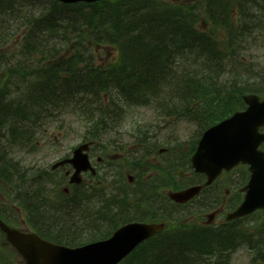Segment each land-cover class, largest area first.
Listing matches in <instances>:
<instances>
[{
    "label": "bare ground",
    "instance_id": "1",
    "mask_svg": "<svg viewBox=\"0 0 264 264\" xmlns=\"http://www.w3.org/2000/svg\"><path fill=\"white\" fill-rule=\"evenodd\" d=\"M154 1L164 2V0ZM24 3V0H0V5L14 8H21ZM170 3L168 2L169 7ZM54 5L59 7V0H55ZM168 6L150 2L145 4V7L141 10H135L133 15H130V9L127 7V9L120 10L130 14L125 17L126 22L123 18L119 24L117 22V30L114 31L113 38L117 40L120 50L125 54V58L137 67H141L142 72L145 74L144 76L135 75L140 85V92L137 97L132 94L134 89L131 92L128 80L120 82L110 76L108 73L110 67L102 59L90 56V54H83L68 60L77 55L80 50L66 47L63 31L57 28L56 25L49 28L33 29L32 38L30 40L27 37L23 39L26 52L20 49L17 56L19 60L16 64L17 74L14 68L13 75L9 77L8 87L2 94L5 106L0 108V196L4 191L11 201L16 202L15 208L28 211V213L34 215L37 222L54 228L56 224L54 218L49 215L48 210L53 207L55 202L59 199L63 204H68L71 202L69 199L83 197L89 193L85 188L78 187L73 190L74 194L69 199L66 198L64 194L65 186L61 178L59 179L56 176L51 179L45 173L48 168L43 170L41 166L35 165L31 161V158L38 155L39 148L46 146V142H43L45 133L48 131L52 118L54 116L59 117L60 113L58 112L66 113L69 111L75 114V109L80 110L82 106L89 115L98 112L99 116H102L105 113V120L99 121L98 130L90 133L89 140L83 144L85 150L92 151L104 145L111 146L113 143L112 138L120 136L126 125L134 123L141 115V109H145L150 104L162 103L165 92L174 86L173 78H180L185 68L192 76V82L189 86L193 91L189 89L190 95H198L200 90L211 86L212 75L215 74L213 64H208L203 68L199 62L182 61L184 58H178L174 55V49L177 48L187 57L197 50L196 46L201 42L198 36L191 35L188 24L180 25L182 20ZM98 12V8L89 5L81 13V17L85 22L83 24L85 26L86 24L89 26L94 25V17ZM105 19V16L101 17V22L106 21ZM216 20L220 21L218 17ZM146 21L149 23L147 24ZM144 22H146V26L142 24ZM132 25L142 28V33L136 29L132 30ZM222 26H225V24ZM105 29H107V26L101 25V35L96 39L98 42L106 37ZM227 29L229 30V28ZM71 30L76 35H80V31L77 29L71 28ZM111 30L109 28V31ZM17 34L14 24L4 30L0 29V46L5 54L8 55L7 51L12 45L11 41L18 39ZM37 34L43 35L50 41L48 43L42 41L45 47L41 52L42 58L50 56L52 53L50 48L53 44L61 45L59 48L60 56L57 57H62L65 53L64 58L59 61L43 59L45 66L40 67L39 70L45 83L39 82L38 71L34 73L31 67L27 68V56L35 50V44L30 41H37ZM18 42L22 44L21 41ZM18 42L16 43L18 44ZM111 44H114V42ZM104 48L108 51L107 46ZM53 61L59 64L52 68L49 64ZM156 61L159 65L154 63ZM4 62V57H0V65ZM89 64L96 67L95 78L89 80L85 79L87 77H81L73 68V66H80L83 69ZM0 73L2 74L1 70ZM123 76L128 77L127 75ZM62 77L67 79L68 84L71 86L70 96L66 95L59 85ZM89 86L100 87L102 91H94V94H92L85 88ZM104 97L113 102L108 111ZM43 100L47 103H43ZM85 102H88L87 107ZM98 105L101 110L95 111ZM122 109L124 110L122 111ZM213 115L214 112L207 109L204 122L211 121ZM65 127L67 125L63 122H59L57 125L62 134ZM151 133L148 132L146 135H153ZM154 137L147 141L154 139L158 145L162 142L167 143L159 136ZM75 146L73 145V148ZM69 155L67 150L66 155L62 158ZM112 179L102 180L109 190L108 193L103 191V194H116L115 200L119 198L126 201L129 196L124 193L123 187L115 188V182L121 183V181H115L116 178L112 181ZM130 193L133 194L135 202L140 201L141 196L137 188H131ZM94 195L96 198L100 197L101 201H98L96 205L91 204L85 211L77 210L75 213L87 215L98 209L106 208V206H103V204H106L103 202L106 197L102 196V192H95ZM115 200L107 204L109 210L118 208L119 203ZM8 213L9 210L0 209V217L7 216ZM107 222L111 223V218L108 217ZM193 234L199 237L193 236L191 245L188 247H193L199 255L204 252L203 237H200L204 234L198 231H194ZM175 239L177 238L175 237L170 241ZM222 239L227 242L225 237H222ZM234 241L235 239L232 238L228 243L232 244ZM170 244L177 245L179 242H171ZM183 250L185 251V248ZM193 254L191 252L187 255ZM184 263L190 264L185 259Z\"/></svg>",
    "mask_w": 264,
    "mask_h": 264
},
{
    "label": "trees",
    "instance_id": "2",
    "mask_svg": "<svg viewBox=\"0 0 264 264\" xmlns=\"http://www.w3.org/2000/svg\"><path fill=\"white\" fill-rule=\"evenodd\" d=\"M24 6L21 8H14L11 6H5V5H0V29L4 30L6 29L7 26V20L5 17L9 16L10 14H20L21 16L18 19V27H20L19 32H22L23 29H25L23 38L21 39L22 44H20L21 49L24 50V43L23 39L27 37L29 40L32 38V33L33 29H38V28H49L52 25H56L57 28L63 31V37H64V42H66V45L68 46L70 42H77L80 41L82 37V42L83 44H87L88 48L91 47L92 45H97V44H111L114 42V45L119 47V44L115 38H113L114 31L117 30V22L118 24L120 23V20L123 18L124 21L125 17L127 15H133L135 13V10H141L142 8L145 7V4H148L150 2H153L155 4H158V1L154 0H122V1H116L114 2L113 5H109L110 3H98L95 5H92L93 8H98L99 12L98 14L94 17L95 18V24L94 25H87L86 26L83 24L85 23L81 17V13H83V8L86 9L88 6H83V5H78V6H72L68 10L64 8L63 6L56 7L54 5L55 0H24ZM132 1V2H129ZM210 1V0H207ZM130 9V13L126 12H121L120 10H124L127 8ZM169 7V6H168ZM171 8V7H169ZM177 17H179L182 21L180 22V25H186L188 24L189 27V32L191 35H196L198 36L200 40V44L196 46L197 50L192 52L189 56L186 57L184 53H182L180 50L177 48L174 49V55L177 57H182V58H192L193 62H197L199 58H202L207 55V59L201 63V66L205 68L206 65L215 63L216 59L208 54V51H218V48L220 46H225L224 44L217 43L216 40L211 41L209 38L212 37L215 33V30H217V26L219 25L220 21L216 20L219 16H216L214 14V11L216 9H213L212 11H208L210 19L213 20L214 25L212 28V32H206L204 34H201L198 30L195 29L194 23L198 18V15L194 13L189 7L185 8H178V9H173L171 8ZM105 16L106 21L103 23L101 22V17ZM129 22V21H127ZM147 22V21H146ZM142 23L143 25H147L149 22ZM170 22V20H168ZM131 23V22H130ZM133 24V23H131ZM101 25L107 26V29H105L106 32V37L101 40L97 41L96 39L101 35ZM132 30L136 29L137 31H140L142 33V28L137 27L135 25H132ZM72 29H77L80 31V35H76ZM109 28L112 29L109 31ZM74 36L72 39L71 37ZM37 41H30L34 43V52L29 54L27 56V68H32V71L36 73V71L39 72V75H37L39 82L45 83V80L42 78L41 72L39 70L40 67H44V60H61L64 58V56L57 57L58 55L60 56V46L61 45H56L53 44L52 47L50 48L52 53L50 54L49 57L42 58L41 52L44 50V45L42 44V41L45 43L50 42L47 38H45L41 34H37L36 36ZM107 39V40H106ZM90 40V41H89ZM92 41V42H91ZM232 43L231 41H226L225 44ZM82 44V49L85 47ZM113 45V44H111ZM66 46V47H67ZM75 49H79L78 47H74ZM2 48L0 46V57L2 56L5 59L4 64L0 65V70L2 71V74L0 73V108L4 107V99L2 94L5 92L4 90L8 87V82H9V77L10 75L12 76L13 69L15 68V72L17 74L16 70V64L17 61H13L11 59H8L5 53L1 51ZM80 50V49H79ZM25 51V50H24ZM26 52V51H25ZM84 54V53H83ZM82 53L79 51V53L68 60H71L73 58H77L81 56ZM91 56V55H90ZM56 57V58H55ZM31 58H36V63L32 62ZM144 58V55H143ZM147 59V58H145ZM154 60V59H152ZM156 65H159V63L156 61L154 62ZM35 64V65H32ZM57 62L53 61L49 65L50 67L56 66ZM110 68H108V73L110 76L117 81H123V80H128L130 84V89L131 92L135 97L139 95L140 92V85L136 80V74H139L141 76H144L145 74L142 72L141 67H137L135 64L131 63L129 60L125 58V54L122 52V59L120 61H116L113 63L108 64ZM74 70L77 71L80 76L87 77L85 78L86 80H89L90 78H95V73H96V67L92 64H89L86 68L80 67V66H73ZM31 71V72H32ZM123 75H127L128 77H124ZM18 76V75H17ZM238 77V76H237ZM241 80H243V77H238ZM263 82L259 86L263 87L264 86V78L260 79V82ZM59 85L61 89L64 91L66 95L71 94V86L68 84L67 79H63L59 82ZM241 86V85H240ZM257 86V85H254ZM253 86V87H254ZM87 91L91 92L94 94L95 92H100L102 91L100 87H94V86H89L85 87ZM43 103H47V101L43 100ZM88 102H85V106L87 107ZM92 104V103H91ZM93 105V104H92ZM94 106V105H93ZM101 110V107L99 105L96 107L95 111ZM106 112V111H103ZM102 116H100L101 118ZM9 179V177H8ZM194 237H199V236H194ZM192 237L186 236L183 238H177L175 240L169 241L164 243L163 245V255L160 257L158 260L159 264H186L184 263V259L187 260L190 264L195 263L198 254L196 253L195 249L193 247L189 248L188 246L191 245V240ZM200 237H203L202 242L204 251H210V244L215 243L217 240L218 242H223L224 239L220 236V238H216L210 235H201ZM227 241H229L228 238H226ZM188 240V242L185 243V241ZM182 243H181V242ZM171 242H179V244L172 245L170 244ZM185 248V251L183 250ZM217 248L218 245H217ZM193 252V255L188 256L187 254H190ZM211 255V254H210ZM156 258L155 256H152ZM192 261V262H191Z\"/></svg>",
    "mask_w": 264,
    "mask_h": 264
},
{
    "label": "rangeland",
    "instance_id": "3",
    "mask_svg": "<svg viewBox=\"0 0 264 264\" xmlns=\"http://www.w3.org/2000/svg\"><path fill=\"white\" fill-rule=\"evenodd\" d=\"M108 53L113 54L114 51L111 48H108V51L105 48L101 51H98V55H102L101 58L105 59ZM99 57V56H98ZM144 114L145 116H150V113L141 109V115ZM67 127L64 129V134L61 132L57 134V131L51 129V131H47L45 133V140L43 142L47 143V149L43 147V151L39 152L37 156L31 158V161L35 163V165H39L43 168H50V166L58 160L61 156L66 155L67 150L70 154V147L79 143V139L81 136V128H78V124L76 123L75 119L68 120L66 123ZM71 125V127H69ZM188 125L191 130H188ZM176 134L183 133L184 135L189 133L191 134L194 131V127L189 124L178 123L175 127ZM183 140V139H182ZM185 172L187 170L185 169ZM187 179V177H186ZM86 228V226H84ZM154 258V257H153ZM249 254L244 248H239L236 252L232 255L230 264H249ZM17 261L20 263V259H15L14 262Z\"/></svg>",
    "mask_w": 264,
    "mask_h": 264
},
{
    "label": "water",
    "instance_id": "4",
    "mask_svg": "<svg viewBox=\"0 0 264 264\" xmlns=\"http://www.w3.org/2000/svg\"><path fill=\"white\" fill-rule=\"evenodd\" d=\"M67 1V0H64ZM8 234V239L19 249L20 252L24 253L26 255V257L28 258V260L32 263H34L31 259V257L29 256V254L24 250L23 246H28V245H33L35 246L38 250L39 253L36 255H33V258L37 261L38 259H41L42 257H44L46 254L49 253V251L51 252L53 250V248H50L49 246H47L46 244H43L42 242H38L36 239L34 238H26L25 236H20L15 232H7ZM50 249H49V248ZM73 261L69 260V264H72Z\"/></svg>",
    "mask_w": 264,
    "mask_h": 264
}]
</instances>
